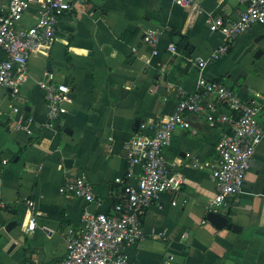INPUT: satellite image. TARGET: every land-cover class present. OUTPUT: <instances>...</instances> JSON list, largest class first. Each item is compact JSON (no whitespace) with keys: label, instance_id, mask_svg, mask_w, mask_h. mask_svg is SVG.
Listing matches in <instances>:
<instances>
[{"label":"crops","instance_id":"obj_1","mask_svg":"<svg viewBox=\"0 0 264 264\" xmlns=\"http://www.w3.org/2000/svg\"><path fill=\"white\" fill-rule=\"evenodd\" d=\"M196 1L202 14L173 0H77L61 18L53 43L32 53L21 99L0 86V214L18 221L9 233L0 229V264L61 261L85 208L110 213L126 198L125 187L138 185L141 168L129 172L124 144L141 124L167 120L182 93L198 90L195 60L210 59L224 41L211 31L207 15L234 21L246 7L239 0ZM6 7L5 0L0 12ZM38 9V0H31L21 25H34ZM150 29L159 32L155 47L143 41ZM172 44L176 53L169 50ZM258 49L263 52L256 58ZM204 76L262 104L264 130V24L234 41ZM43 82L70 88L68 113L51 124ZM186 117L196 134L177 130L165 149L170 170L184 184L141 214L143 236L127 247L128 255L141 264H161L170 256L173 264H264V137L240 193L219 210L237 230L217 229L207 216L217 193L218 144L228 129L211 127L195 114ZM7 142L19 143V152L5 149ZM66 159L74 161L73 169L65 167ZM78 175L91 182L98 204L67 191ZM28 200L35 202L33 210ZM35 215L36 228L28 232Z\"/></svg>","mask_w":264,"mask_h":264},{"label":"built area","instance_id":"obj_2","mask_svg":"<svg viewBox=\"0 0 264 264\" xmlns=\"http://www.w3.org/2000/svg\"><path fill=\"white\" fill-rule=\"evenodd\" d=\"M5 0H0V6ZM7 7L0 12V86L9 89L13 99H21V89L29 81V61L34 51L42 46H50L58 31L61 18L71 12L77 0H38V18L32 26H22L24 14L31 6V0H6ZM246 7L240 17L226 21L219 15L208 14L206 23L214 33L223 36V44L214 51L210 59H196L199 70L198 90L182 93L176 110L170 117L156 124H141L137 133L124 144L129 172L139 166L141 175L136 187H125L126 198L117 203L110 213L92 211L85 208L77 231L70 230L67 240V254L54 264H141L127 253V247L143 236L141 214L156 204L164 193H178L184 178L172 172L165 156V149L171 144L177 130L196 134L187 114L204 117L211 127L224 125L228 132L218 144L219 162L213 169L216 196L211 203V211L219 210L233 201L240 193L251 161L263 141L264 130L259 122L263 105L255 100L245 101L237 92L221 81L204 76V71L230 52L233 42L245 34L253 25L264 24V0H239ZM182 7H195L198 14L202 10L196 0H173ZM159 32L150 29L143 41L155 47L159 42ZM177 52L175 44L169 46ZM48 106V121L59 120L68 113L70 88L62 83H40ZM257 97H260L257 94ZM221 109H224L222 111ZM14 113L19 112L13 106ZM23 126L17 121V128ZM68 192L83 198L86 203L98 204L93 185L84 175L75 176L66 185ZM177 202L174 201L173 205ZM30 209L35 202L28 200ZM36 215L28 223L27 231L36 228ZM170 256L161 264H173Z\"/></svg>","mask_w":264,"mask_h":264},{"label":"water","instance_id":"obj_3","mask_svg":"<svg viewBox=\"0 0 264 264\" xmlns=\"http://www.w3.org/2000/svg\"><path fill=\"white\" fill-rule=\"evenodd\" d=\"M105 53H107V51H109V47L106 46L104 48ZM262 50L258 49L255 57L258 58L261 54H262ZM49 66V64H48ZM140 125V121H136L135 123V127L138 128ZM5 149H8L14 153H18L19 152V143L17 142H7L4 145ZM19 161V157H17L15 159V162ZM73 160L72 159H66L65 160V167L67 169H73ZM207 220L208 222H210L213 226H215L217 229H223V228H227V229H233V230H237V226L229 223L228 218L219 213V212H213L211 211L208 216H207ZM18 226V221L16 220H8L6 219L2 214H0V229H4L6 232H11L12 230H14L16 227Z\"/></svg>","mask_w":264,"mask_h":264},{"label":"trees","instance_id":"obj_4","mask_svg":"<svg viewBox=\"0 0 264 264\" xmlns=\"http://www.w3.org/2000/svg\"><path fill=\"white\" fill-rule=\"evenodd\" d=\"M183 43H184V39L181 40V45H183ZM0 54H3V53L0 51ZM0 56H2V58H3L4 55H0Z\"/></svg>","mask_w":264,"mask_h":264}]
</instances>
